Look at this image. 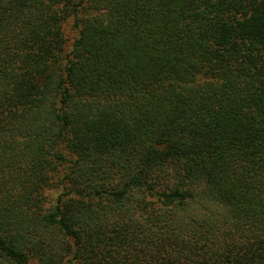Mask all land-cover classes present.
<instances>
[{"label":"trees","instance_id":"trees-1","mask_svg":"<svg viewBox=\"0 0 264 264\" xmlns=\"http://www.w3.org/2000/svg\"><path fill=\"white\" fill-rule=\"evenodd\" d=\"M0 264H264V0H0Z\"/></svg>","mask_w":264,"mask_h":264},{"label":"rangeland","instance_id":"rangeland-1","mask_svg":"<svg viewBox=\"0 0 264 264\" xmlns=\"http://www.w3.org/2000/svg\"><path fill=\"white\" fill-rule=\"evenodd\" d=\"M63 33H64V37L66 39V50H68L70 48V46L72 45V43H73V41L77 35L76 29L72 26L71 20H68L65 23V25L63 27Z\"/></svg>","mask_w":264,"mask_h":264}]
</instances>
